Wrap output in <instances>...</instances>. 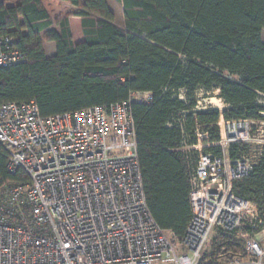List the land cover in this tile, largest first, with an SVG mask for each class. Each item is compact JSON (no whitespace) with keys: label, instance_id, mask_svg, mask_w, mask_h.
Masks as SVG:
<instances>
[{"label":"trees","instance_id":"16d2710c","mask_svg":"<svg viewBox=\"0 0 264 264\" xmlns=\"http://www.w3.org/2000/svg\"><path fill=\"white\" fill-rule=\"evenodd\" d=\"M62 1L74 10L54 22L41 0L15 6L0 0V38L13 37L24 54L23 61L0 67V105L34 101L46 118L151 93L150 103L130 107L137 154L147 207L176 244L191 216L187 174L196 161L194 150L180 149L196 144V123L215 141L220 114L257 120L264 111L258 103L264 95V0H118L121 27L106 0ZM70 16L81 19L78 44ZM44 41L54 43L52 56ZM198 90H218L226 108L196 110ZM7 160L0 143V189L26 180L21 171L7 172ZM240 188L264 207V157ZM242 249V242L221 235L200 264Z\"/></svg>","mask_w":264,"mask_h":264},{"label":"built area","instance_id":"2783aa9c","mask_svg":"<svg viewBox=\"0 0 264 264\" xmlns=\"http://www.w3.org/2000/svg\"><path fill=\"white\" fill-rule=\"evenodd\" d=\"M15 43L0 38V67L24 60ZM151 100L138 92L46 118L34 101L0 105L6 170L26 179L0 189V264H200L221 235L243 249L216 264H264V207L240 188L264 157V111L257 120L220 114L215 141L196 123V144L180 149L196 153L187 174L191 216L174 244L147 207L137 154L131 103Z\"/></svg>","mask_w":264,"mask_h":264},{"label":"crops","instance_id":"0c3cea01","mask_svg":"<svg viewBox=\"0 0 264 264\" xmlns=\"http://www.w3.org/2000/svg\"><path fill=\"white\" fill-rule=\"evenodd\" d=\"M6 6H15L18 4V0H2ZM108 7L113 11L115 15V20L114 23L117 26H122L123 25V15H122V7L121 4L118 0H106ZM41 3L43 4L44 8L48 12L50 18L55 22L58 19L62 18L65 16L67 13H70L72 10H74V7L70 5L69 3L62 1V0H41ZM117 5H119L120 12H121V17L118 18L116 8ZM61 8V11H57L53 8ZM119 19V21H118ZM69 27L71 30L72 38L74 44H78L82 42L83 40V34H82V29H81V19L77 16H70L69 19ZM122 22L121 25H119V22ZM54 43L52 42H43V48L48 56H52L55 53V46L53 45Z\"/></svg>","mask_w":264,"mask_h":264},{"label":"rangeland","instance_id":"374dc122","mask_svg":"<svg viewBox=\"0 0 264 264\" xmlns=\"http://www.w3.org/2000/svg\"><path fill=\"white\" fill-rule=\"evenodd\" d=\"M53 8L55 10H57V11H61L62 7L55 8V6H53ZM115 8H116V12H117L118 18L121 17V12H120L119 5H117V7H115ZM118 21H119V19H118ZM118 24L121 25L122 22L120 21ZM261 35H262V39L264 41V30L262 31ZM179 94H180V91H179V93L177 95H179ZM195 99H196V105H197V108H198L196 110H203V109H206V108H213V109H216L218 112L222 113V111L226 108V104L224 103L223 100H221L218 90H213V91H210V92H205V91H202V90H198L196 92ZM252 146H253L252 150L255 149V153H257L256 156H258V153H259V150H260V144L254 143ZM190 152H192V151H190ZM255 160H257V158H255ZM212 241L209 242V244L206 246V248H205V250H204V252L202 254V257L206 256V255H209L211 253Z\"/></svg>","mask_w":264,"mask_h":264}]
</instances>
